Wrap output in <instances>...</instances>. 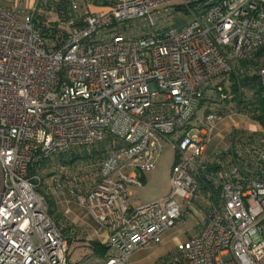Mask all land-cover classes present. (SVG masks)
<instances>
[{"label": "built area", "instance_id": "obj_1", "mask_svg": "<svg viewBox=\"0 0 264 264\" xmlns=\"http://www.w3.org/2000/svg\"><path fill=\"white\" fill-rule=\"evenodd\" d=\"M24 2L0 0V264H130L201 196L209 209L199 232L164 264H264V129L234 127L230 147L206 155L227 117L257 122L254 90L237 81L234 99L231 76L264 46V0H109L85 18L74 4L52 39L35 18L54 22L57 0ZM165 140L176 151L171 191L132 206L129 188L156 169ZM103 144L96 181L76 197L107 251L70 263L44 167ZM52 183L65 190L60 177Z\"/></svg>", "mask_w": 264, "mask_h": 264}, {"label": "rangeland", "instance_id": "obj_2", "mask_svg": "<svg viewBox=\"0 0 264 264\" xmlns=\"http://www.w3.org/2000/svg\"><path fill=\"white\" fill-rule=\"evenodd\" d=\"M43 15L45 14L43 13ZM53 17L56 19L52 15ZM185 20V15L176 18L175 27L180 28ZM59 25L63 26V23L60 22ZM262 65H264V56L260 60V67ZM201 116H203L202 111L199 112L193 123ZM225 121L221 130L218 129L209 136L207 156L216 148L226 150L230 147L228 134L231 132L230 129H234V127L248 133H255L263 129L262 124L237 114L227 117ZM93 149V147L74 149L67 154L53 158L44 167L49 209L52 216L62 224L66 235L71 240L69 244L72 253L79 250V245L77 244L86 242V237L88 236V232L77 225L89 226L93 219L85 207L78 205L76 197L80 192L89 191L98 177L101 159L91 163L85 155L86 150L91 152ZM97 149H100V147H97ZM175 158L174 145L165 140L156 169L145 173V181L142 186H131L129 188L132 193L129 197V202L132 206L160 200L170 193ZM53 176H58L63 180L65 185L63 192H59L54 188L52 183ZM179 201L181 200L179 199ZM208 209L209 199L207 196L204 198L201 196L199 201L194 202L193 210L182 216L178 223L165 231L158 243L136 251L130 258V264H164L173 257L181 256L177 250L178 244L184 242L196 230L197 232L200 230L201 224L198 225V223L206 216ZM77 256V253L73 255L74 258Z\"/></svg>", "mask_w": 264, "mask_h": 264}, {"label": "trees", "instance_id": "obj_3", "mask_svg": "<svg viewBox=\"0 0 264 264\" xmlns=\"http://www.w3.org/2000/svg\"><path fill=\"white\" fill-rule=\"evenodd\" d=\"M65 6L66 4L64 1L57 5L58 7L57 11L59 12L60 15H63L64 11L66 10ZM59 22L60 21L49 22L47 21V19L43 14H38L35 18L36 26L41 31V33L48 39L54 38L55 35L57 34V31L60 29ZM263 56H264V46H262L255 52L254 60L250 61L249 63H243L240 72L236 75L233 74L231 76V79L233 82L232 84L233 92L236 93V97H234V99L236 100L238 99L237 81H239L241 85L251 87L254 90L256 102L249 103L250 105L252 104V106L249 107L248 112L249 115L252 117V119H255V121L262 124L264 129V83L261 76H259L260 60L262 59ZM245 138H246L245 132H242L239 135V139H245ZM106 146H107L106 144H103L100 146V149L94 148L93 150H91V152L86 150L85 155L88 161L93 163V162H97L99 159H102L107 153ZM213 164L215 165L216 163ZM102 247H103L101 249L102 251H97L95 253L99 255H103L107 251V248L104 245Z\"/></svg>", "mask_w": 264, "mask_h": 264}, {"label": "crops", "instance_id": "obj_4", "mask_svg": "<svg viewBox=\"0 0 264 264\" xmlns=\"http://www.w3.org/2000/svg\"><path fill=\"white\" fill-rule=\"evenodd\" d=\"M63 1L66 4V6H65L66 10L70 9L75 4L77 7V10L75 11V13H76V15H80L82 18H85L89 14H93V13L107 12L109 10V4H110L109 0H57L58 4L63 2ZM24 4L25 5L27 4V0H26V2H24ZM47 14L48 15L51 14V15L56 17V19L53 17V21H60L62 18V15H60L59 13H57L55 11H53V12L50 11ZM225 120L226 119H224L223 121H221L217 125L215 131L218 129H220V130L222 129L223 123L226 122ZM230 130H232V129H230ZM208 147H209V145H208ZM207 150H208V148H207ZM207 150H206V152H207ZM210 155H208V156H210ZM144 177H145V175H144ZM78 205H80V204H78ZM88 213H89V211H88ZM91 217L93 218V219L91 218L92 219V222H90L91 225H89V226L77 225L78 227H81L82 229L87 231L88 236L86 237V239H87L86 242H81V243L77 244V245H79V248H78L79 250L77 252L75 251L72 253V249L70 250V252H69V262L70 263H74V262L78 261L81 258V256L86 254V253H89V252L95 253L97 251H102L101 250L103 248L102 246L103 245L106 246L105 245V241L107 238L106 232H104L101 229L100 225L97 223V221L94 219V217L92 215H91ZM77 218H79V217H77ZM198 232L196 230V232L192 235H189V237L196 235ZM71 253H72V255H71ZM76 253L78 256L76 258H74L73 255Z\"/></svg>", "mask_w": 264, "mask_h": 264}]
</instances>
